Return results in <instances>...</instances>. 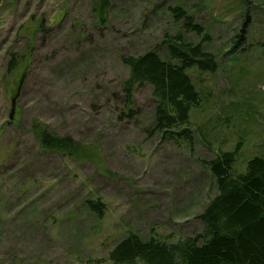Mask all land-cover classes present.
Returning a JSON list of instances; mask_svg holds the SVG:
<instances>
[{"label": "rangeland", "instance_id": "obj_1", "mask_svg": "<svg viewBox=\"0 0 264 264\" xmlns=\"http://www.w3.org/2000/svg\"><path fill=\"white\" fill-rule=\"evenodd\" d=\"M176 4L208 28L218 62L214 73L187 70L202 96L189 112L192 150L147 131L149 85L135 90L131 116L121 97L120 55L165 57ZM96 19L93 0H0V264H113L108 253L129 232L167 242L197 234L215 194L204 162L237 143L236 172L264 157V0H109L107 23ZM28 52L27 71L8 70L12 53ZM34 118L82 142L92 160L41 150ZM87 198L104 203L101 217Z\"/></svg>", "mask_w": 264, "mask_h": 264}, {"label": "trees", "instance_id": "obj_2", "mask_svg": "<svg viewBox=\"0 0 264 264\" xmlns=\"http://www.w3.org/2000/svg\"><path fill=\"white\" fill-rule=\"evenodd\" d=\"M93 11L98 24H106L109 0H93ZM167 12L176 27L163 33L160 46L165 57L156 48L120 55L128 71L120 84L121 97L131 116L135 90L149 85L154 108L152 125L147 131L160 135L163 140L183 141L192 150L189 112L201 105L202 96L187 70L195 68L214 73L218 62L214 53L205 48L212 39L208 28L181 4L168 5ZM246 19L235 43L243 37ZM35 27L42 30L40 24ZM188 32L197 41L188 40ZM29 53H12L7 61L8 70L22 64L24 72L27 71L32 60ZM30 131L43 151L78 162L92 160V151L82 142L51 130L38 118L32 120ZM239 150L240 143H237L232 150L219 151L204 162L214 178L215 194L197 215L203 224L201 232L175 242L156 236L144 239L136 232H129L111 248L108 259L113 264H264V157L253 156L244 172H236L234 163ZM85 202L91 213L103 215L101 199L87 198Z\"/></svg>", "mask_w": 264, "mask_h": 264}, {"label": "water", "instance_id": "obj_3", "mask_svg": "<svg viewBox=\"0 0 264 264\" xmlns=\"http://www.w3.org/2000/svg\"><path fill=\"white\" fill-rule=\"evenodd\" d=\"M22 78H23V75H22V77L20 78V81H19V83H18V87H17V89H16V93H15V95L11 98V109H10L11 111H10V113L8 114V121H11L12 118H13V112H14L15 100H16V97L18 96L19 87H20V84H21V82H22Z\"/></svg>", "mask_w": 264, "mask_h": 264}]
</instances>
